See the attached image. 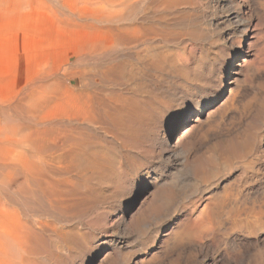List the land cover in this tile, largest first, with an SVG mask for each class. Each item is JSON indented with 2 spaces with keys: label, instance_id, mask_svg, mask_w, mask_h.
I'll list each match as a JSON object with an SVG mask.
<instances>
[{
  "label": "bare ground",
  "instance_id": "6f19581e",
  "mask_svg": "<svg viewBox=\"0 0 264 264\" xmlns=\"http://www.w3.org/2000/svg\"><path fill=\"white\" fill-rule=\"evenodd\" d=\"M209 1L0 0V264H264V0Z\"/></svg>",
  "mask_w": 264,
  "mask_h": 264
},
{
  "label": "rangeland",
  "instance_id": "374dc122",
  "mask_svg": "<svg viewBox=\"0 0 264 264\" xmlns=\"http://www.w3.org/2000/svg\"><path fill=\"white\" fill-rule=\"evenodd\" d=\"M227 10H228V7L225 5V0H210L209 3L204 2L202 5L201 12H203V13L205 12L204 14L207 16V18H211V19L213 18L214 20L221 22L220 26H218V28H216L215 35L211 38V40L207 44V47H209L211 49H216L215 45L214 46L209 45L210 43H212L214 41H216L218 44L220 43L219 45H226L228 47L233 46L225 38H227V32L229 31V29H231V28L233 29L234 25H231V26L229 25V26L225 27V25L222 23V22L227 23L226 22L227 21V17H226ZM227 14H229V12H227ZM220 29H221V31H219ZM222 34L224 35V38H223ZM239 38L242 39V37L240 35H239ZM215 39H217V40H215ZM243 40H245V42H246L248 40V38L244 37ZM223 41H224V43H223ZM236 58L237 57L235 56V58L233 59L232 62L230 60H224V62H223V70L221 71V74L223 76H225L226 83H227V80L233 74L232 69L235 65ZM191 100L193 103H195V100H193V99H191ZM183 119H186V116H182L179 120L182 121Z\"/></svg>",
  "mask_w": 264,
  "mask_h": 264
}]
</instances>
